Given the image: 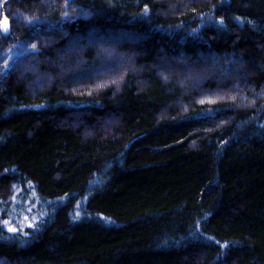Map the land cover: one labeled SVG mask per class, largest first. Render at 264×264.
Returning a JSON list of instances; mask_svg holds the SVG:
<instances>
[{"label": "trees", "instance_id": "trees-1", "mask_svg": "<svg viewBox=\"0 0 264 264\" xmlns=\"http://www.w3.org/2000/svg\"><path fill=\"white\" fill-rule=\"evenodd\" d=\"M64 1L0 0V263L264 264V0Z\"/></svg>", "mask_w": 264, "mask_h": 264}, {"label": "snow or ice", "instance_id": "snow-or-ice-1", "mask_svg": "<svg viewBox=\"0 0 264 264\" xmlns=\"http://www.w3.org/2000/svg\"><path fill=\"white\" fill-rule=\"evenodd\" d=\"M67 7V5H66ZM149 13V9L145 6L143 13L141 14L144 17H147ZM91 16L90 12H84L83 9L81 10V13L78 16H70L68 11L63 12L62 14V20H61V24L64 23H72L74 20L77 19H84V20H88ZM26 22L28 25L30 26H35L39 23H41V21L39 20V18H32V19H27L26 18ZM221 24H223V21H220ZM198 29H193L189 35H193L195 36L198 33ZM0 35H3L5 37H7V35H9V28L8 27H4L2 30H0ZM67 35V34H66ZM70 40H72V37H69ZM21 47V51L18 53V55L21 56H26V55H35L38 54L39 49L37 48V44L36 43H32L30 45V47H23V45L20 46ZM11 51V50H9ZM109 55H111V53H109ZM12 67V65H10L7 61V59L4 60V64H3V72L4 74H7V71ZM167 77H165L166 79ZM203 102V101H202ZM37 107H42L40 105H38ZM15 187V186H13ZM11 199L13 200H17L16 196L11 197ZM0 203H7V201H3ZM51 203V202H49ZM27 211H31V209H27ZM7 209L5 208H0V213H6ZM78 215V214H77ZM0 220H2V217H0ZM34 221H35V217L32 218V221H29L28 216H24L19 222H16V226H10L13 224V221L11 220H2V223H0V234H3L4 232H7L11 235L5 237L7 239H12L14 238L16 235L18 234H23V235H27V233L24 232V226L26 225L29 228L34 227ZM19 229V231H18ZM207 240L211 241L213 238L211 237H207ZM216 244H219V241H215ZM221 247H226V245H221Z\"/></svg>", "mask_w": 264, "mask_h": 264}, {"label": "bare ground", "instance_id": "bare-ground-1", "mask_svg": "<svg viewBox=\"0 0 264 264\" xmlns=\"http://www.w3.org/2000/svg\"><path fill=\"white\" fill-rule=\"evenodd\" d=\"M58 4H55L58 8H59V12L61 11H66L64 10V8H69L67 2H65L64 0H56ZM67 5V7H66ZM74 14H77V11L73 8H69ZM48 34V37L50 38V40H58L62 37L61 31L59 30V28H54V29H47V31L45 32V35Z\"/></svg>", "mask_w": 264, "mask_h": 264}, {"label": "rangeland", "instance_id": "rangeland-1", "mask_svg": "<svg viewBox=\"0 0 264 264\" xmlns=\"http://www.w3.org/2000/svg\"><path fill=\"white\" fill-rule=\"evenodd\" d=\"M8 22L9 21L7 19L6 26L9 28V23ZM9 32H10V30H9ZM3 64H4V61L3 60L0 61V75L3 73ZM14 191L16 192V188L13 187L12 185H3V186H1V188H0V196H1L2 200L8 202L11 199V197L15 194ZM0 264H7V263H0Z\"/></svg>", "mask_w": 264, "mask_h": 264}]
</instances>
